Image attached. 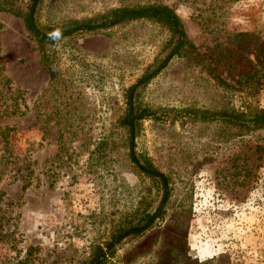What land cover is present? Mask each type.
<instances>
[{
	"label": "rangeland",
	"instance_id": "rangeland-1",
	"mask_svg": "<svg viewBox=\"0 0 264 264\" xmlns=\"http://www.w3.org/2000/svg\"><path fill=\"white\" fill-rule=\"evenodd\" d=\"M146 3L174 10L192 62L173 59L139 92L161 120L142 123L135 151L170 177L171 197L164 219L107 264H264V129L241 134L176 113L264 109V0H42L36 22L61 30ZM0 7L12 9H0V264H87L161 199L130 164L117 123L168 36L135 21L41 48L24 25L28 0Z\"/></svg>",
	"mask_w": 264,
	"mask_h": 264
},
{
	"label": "trees",
	"instance_id": "trees-1",
	"mask_svg": "<svg viewBox=\"0 0 264 264\" xmlns=\"http://www.w3.org/2000/svg\"><path fill=\"white\" fill-rule=\"evenodd\" d=\"M42 0H28L27 12L23 15L26 30L36 39L38 45L52 46L77 33H94L106 31L115 27L135 21H147L157 25L168 36L164 49L168 51L158 62L148 66L136 82L130 86L126 93L125 110L118 120V127L126 133L127 156L134 169L144 177L156 181L161 188V199L156 209L150 213L145 212L130 223L113 230L108 239L102 245L92 248L91 258L87 264H107L114 257L116 247L131 236H142L150 230L158 221H162L166 214L167 204L171 197L170 177L153 166L150 160L135 151V139L137 138L141 125L144 121H160L157 111H152L146 106L138 103L141 89L146 88L175 58L191 61L192 45L186 36L180 18L173 9L166 5L146 3L111 9L105 14L94 18L75 21L61 30H43L37 26L36 14ZM1 10H10L0 7ZM256 60L264 63L263 43L257 42ZM47 70L51 72L47 66ZM176 113L184 114L190 120L199 123H218L229 129H236L245 134L264 129V109L245 107L235 110L225 106L222 108H205L196 112L183 110ZM1 134H3L1 132ZM5 137V136H4ZM0 171V178H1ZM213 263L210 261L208 264Z\"/></svg>",
	"mask_w": 264,
	"mask_h": 264
}]
</instances>
